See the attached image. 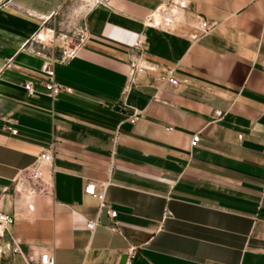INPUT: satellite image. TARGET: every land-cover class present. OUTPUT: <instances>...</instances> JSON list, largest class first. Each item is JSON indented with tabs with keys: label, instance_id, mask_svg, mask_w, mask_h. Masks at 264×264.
<instances>
[{
	"label": "crops",
	"instance_id": "1",
	"mask_svg": "<svg viewBox=\"0 0 264 264\" xmlns=\"http://www.w3.org/2000/svg\"><path fill=\"white\" fill-rule=\"evenodd\" d=\"M70 1L0 0V213L16 219L0 264H119L130 248L132 264H264V0H186L172 30L146 24L178 0H104L57 28ZM200 20L215 28L194 38ZM81 25L87 45L55 65L72 92L52 100L36 52L60 54L40 38ZM135 60L152 70L132 80ZM45 151L41 193L20 174Z\"/></svg>",
	"mask_w": 264,
	"mask_h": 264
},
{
	"label": "built area",
	"instance_id": "2",
	"mask_svg": "<svg viewBox=\"0 0 264 264\" xmlns=\"http://www.w3.org/2000/svg\"><path fill=\"white\" fill-rule=\"evenodd\" d=\"M184 4H175L173 7L174 9L170 10L169 14H165L166 10H158L155 14H153L147 21V26L149 27H155V28H165L166 30H172L175 28L176 24L178 23L177 16L175 15L176 10H184L187 7V1L183 0ZM104 0H95V3L90 7L89 10L93 9L94 7L98 5H102ZM171 7V8H173ZM164 13L167 18L164 17V24H158L155 21V15L156 14H162ZM215 26L208 24L206 21L200 20L198 24V33L194 38H200L203 37L209 33H211L214 30ZM89 31L86 25L78 26L74 29H72L69 32H56L52 31L46 39L40 38L41 41L45 42L49 49H51V52L53 54L55 52L60 54V57L57 58L55 55H51L49 57H46L45 46L42 47V49L38 50L36 53L39 56L45 57L46 62L43 66V74L46 76V80L42 81L40 83V86L44 88L47 95L52 99L56 100L60 94L63 92L71 93L72 90L64 85H62L60 82L56 79L55 74V65L56 64H68L71 61L75 60L80 51L87 45L89 41ZM142 43L138 42L136 45V49L140 51L139 55L141 59L143 47ZM142 70H152L150 67L144 66V64H140L137 60H135L132 63V69L130 72V77L133 80L134 75L138 71ZM172 75V74H171ZM168 82L172 84H177V81L174 78L169 77ZM26 91L29 95L34 94V87L32 84H26L25 86ZM138 120L137 117H134L131 122L133 124L136 123ZM8 130L12 134H16L17 132L12 129L8 128ZM200 141V134H196L192 141L191 146L196 147L197 144ZM53 164V156L51 151H45L41 153L37 159L35 164L25 172H22L20 174L21 180H29L39 186L40 191L39 192H47L49 188H52V171L50 172L49 169L52 168ZM105 186L98 187L95 183H88L85 187V194L87 196H90L92 198H95L99 202V211L108 208L106 198H105ZM109 215L111 219H116L117 212L109 210ZM16 219L14 216H10L4 213H0V229L2 230V233L9 231L10 226H12L15 223ZM98 225V220L90 221L87 224V229L91 232L95 230V228ZM113 230H116L115 227L112 228ZM14 251L20 252V249L18 246L15 247ZM135 248H130L128 252L122 256L121 261L119 264H132L134 258H135ZM123 258H125L124 263H122ZM40 264H55L54 258L49 253H43L39 256Z\"/></svg>",
	"mask_w": 264,
	"mask_h": 264
},
{
	"label": "rangeland",
	"instance_id": "3",
	"mask_svg": "<svg viewBox=\"0 0 264 264\" xmlns=\"http://www.w3.org/2000/svg\"><path fill=\"white\" fill-rule=\"evenodd\" d=\"M180 2V0H178ZM183 1V0H182ZM95 3V0H71L70 4L68 5V8L64 15L61 16L60 20L58 21L57 28H59V24H62V28H67L71 24H78L83 21V18L85 17L87 11L90 9V7ZM172 5H175L173 1L170 2V4L165 8L166 10L165 14H169L170 10L174 9L171 8ZM167 18V17H165ZM179 18V17H177Z\"/></svg>",
	"mask_w": 264,
	"mask_h": 264
},
{
	"label": "bare ground",
	"instance_id": "4",
	"mask_svg": "<svg viewBox=\"0 0 264 264\" xmlns=\"http://www.w3.org/2000/svg\"><path fill=\"white\" fill-rule=\"evenodd\" d=\"M180 4H184V1H182V0H180V2H179ZM175 15L177 16V17H181L182 16V10H176L175 12ZM155 21L158 23V24H164V16L162 15V14H156L155 15Z\"/></svg>",
	"mask_w": 264,
	"mask_h": 264
},
{
	"label": "water",
	"instance_id": "5",
	"mask_svg": "<svg viewBox=\"0 0 264 264\" xmlns=\"http://www.w3.org/2000/svg\"><path fill=\"white\" fill-rule=\"evenodd\" d=\"M125 258H123L122 263H124Z\"/></svg>",
	"mask_w": 264,
	"mask_h": 264
}]
</instances>
